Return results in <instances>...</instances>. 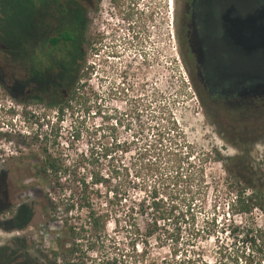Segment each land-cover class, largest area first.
Instances as JSON below:
<instances>
[{
    "label": "rangeland",
    "instance_id": "1",
    "mask_svg": "<svg viewBox=\"0 0 264 264\" xmlns=\"http://www.w3.org/2000/svg\"><path fill=\"white\" fill-rule=\"evenodd\" d=\"M81 1L86 14L82 72L87 76L78 78L80 82L75 81L73 88L84 86L76 92L83 94L85 105L57 121L55 110L47 108L56 96L47 95L45 89L39 96L33 93L24 78V65L19 64L21 48L17 45L25 49L30 24L26 19L43 21L42 0H0L2 23L8 22L4 13L8 9L3 10V6L10 3L12 17L16 15L12 22L16 46L8 54L0 49V108L12 107L14 112L7 115L17 114L12 122L10 116L6 118L10 122L0 131V247L5 248L0 264H59L49 252L60 253L68 243L63 222L66 219L68 225L76 227L85 216L75 211L64 214L65 201L70 193L74 200L77 191L72 187L65 192L52 190L40 172L48 155L66 170L69 179L72 174L85 179L91 208L107 217L96 250L88 254L92 263L87 264H159L169 261L173 252V261L185 258L196 264H218L222 249L230 243L225 227L229 222L241 225L249 221L230 216L235 189L226 173L237 177L238 187L263 191L264 141L258 140L251 147H229L207 130L188 81L172 62L169 65L167 53L161 54L156 81L147 83L150 96H141L138 81L129 84L137 92L132 97H136L139 125L145 132L134 136L137 124H127L125 118L131 94L124 93V0L119 10L107 0ZM95 4L97 11L92 15ZM24 8L22 21L19 17ZM94 37L96 43L92 42ZM175 59L178 61L177 56ZM39 97L42 101L37 102ZM171 123L179 133L176 146H182L181 152L188 147L191 154L193 169L185 170L184 166L183 172L196 182H191L184 194L183 182L178 188L159 186L160 196L169 195L182 209L179 236L176 243L169 238L149 241L145 255L140 257V243L135 242L133 250L129 244L132 233L124 228V213L132 203L145 198L140 183L150 187L154 178L144 170L135 171L133 157L143 136L150 137L147 130ZM160 170L161 166L157 173ZM57 176L62 177L61 172ZM93 176L103 183L93 186ZM250 219L258 227L264 225L257 210ZM137 224L144 228V219L138 218Z\"/></svg>",
    "mask_w": 264,
    "mask_h": 264
},
{
    "label": "flooded vegetation",
    "instance_id": "2",
    "mask_svg": "<svg viewBox=\"0 0 264 264\" xmlns=\"http://www.w3.org/2000/svg\"><path fill=\"white\" fill-rule=\"evenodd\" d=\"M73 1L43 6V21H28L25 49H20L26 84L38 96L44 89L56 96L53 102L63 100L86 74L85 3ZM261 9L264 0H124L128 100H136L130 87L136 81L141 96H150L147 83L156 81L161 54L167 53L169 65L188 81L207 130L229 147L264 141V56L255 51L247 58L225 37V20H240ZM96 11L95 4L91 14ZM66 33L72 36L67 42Z\"/></svg>",
    "mask_w": 264,
    "mask_h": 264
},
{
    "label": "trees",
    "instance_id": "3",
    "mask_svg": "<svg viewBox=\"0 0 264 264\" xmlns=\"http://www.w3.org/2000/svg\"><path fill=\"white\" fill-rule=\"evenodd\" d=\"M48 1L42 0V6ZM64 1L74 3L73 0ZM122 1L109 0V5L119 10ZM9 5L10 3L2 7L3 10L8 9L4 12L8 22L2 23L0 21V49L4 50L7 54L11 52V48L16 44L13 41L16 40V38L14 39L13 26V20H15L16 15L12 17L13 14H11V10L8 8ZM24 5L27 8V4ZM25 8L19 17L22 21ZM18 9L22 10L19 5ZM26 22L28 23V19H26ZM64 37L66 42L72 38L67 33ZM17 46L23 50L19 44ZM84 76L86 77V74ZM77 87L79 91L84 88L83 85ZM78 90L72 87L70 93L66 96L67 98L65 97L59 102H53L47 105V108L55 110L54 115L57 121H61L66 113L69 112L71 114L75 107H84L85 99L83 98V94L76 92ZM36 101L40 102V100ZM137 107V101L134 100L128 109L127 116H125L127 118V124H137V128L135 127L134 130V136L145 133L144 129L139 125L141 113L137 110ZM126 130L129 131L128 128ZM146 133L150 134V137L149 135L143 136L140 147L136 148L133 157L134 170L139 172L144 170L154 180L150 187H147L143 182L140 183L142 191L146 193L145 198L136 203H132L124 213V228L131 230L132 233V243L129 244L133 250L135 242L140 243V251L138 253L140 257L145 255L149 241L156 240L159 242L161 238L164 241L169 238L171 242L176 243L179 236L177 225L183 220L182 209H179L178 205L169 199V195H167V198L161 197L159 186L178 188L180 183L183 182L185 185V188L183 187L181 190L183 193L186 188H189L191 182H196L192 176L185 175V171L183 172L184 166L185 170L189 168L193 169V165L189 161L191 154L188 147L185 148V152H181L182 146L180 144L176 146L175 139L178 138L179 133H177L174 123L147 130ZM124 146L126 147L127 145L124 144ZM45 158L40 172L48 178L52 190L65 192L68 188L72 187L77 191L75 198H73L74 200H72L73 195L70 193L67 201H65L64 214L67 215L73 211L77 213L84 212L85 214L76 227L68 225L65 219L63 225L68 243L60 250V253L50 251L49 255L53 261L58 260L59 264H87L91 262L89 261L88 254L96 250L98 240H100V236H103L107 217L105 214L95 212L91 208L89 204L90 192L88 191L89 188L85 184L84 178H76L72 174L73 177L69 179L66 176V170L61 169L54 159L49 155ZM216 158H219L218 155ZM160 166L161 170L157 173ZM59 172H61L62 177L57 176ZM124 172L126 173L125 168ZM226 175L230 184L235 189L229 209L230 216L246 217L249 221L241 225H235L229 222L225 227L224 231L230 243L229 247L222 249V255L221 251H219L221 260L218 264H264V225L258 227L250 219L252 212L257 210L264 223V190H254L251 186L238 187L237 177L229 172ZM92 178H94L91 182L93 186L103 183L102 179L98 177L93 176ZM60 179H62L61 182ZM247 190L248 194L246 193ZM138 218L144 219L145 221V226L142 229L137 224ZM4 249L1 248L0 253ZM174 258L175 252L172 253L169 261L162 260L159 264H196L195 261L190 259L178 258L176 261H173ZM97 264L103 263L98 261Z\"/></svg>",
    "mask_w": 264,
    "mask_h": 264
},
{
    "label": "water",
    "instance_id": "4",
    "mask_svg": "<svg viewBox=\"0 0 264 264\" xmlns=\"http://www.w3.org/2000/svg\"><path fill=\"white\" fill-rule=\"evenodd\" d=\"M225 37L247 58L255 51L264 56V9L240 20H225Z\"/></svg>",
    "mask_w": 264,
    "mask_h": 264
},
{
    "label": "built area",
    "instance_id": "5",
    "mask_svg": "<svg viewBox=\"0 0 264 264\" xmlns=\"http://www.w3.org/2000/svg\"><path fill=\"white\" fill-rule=\"evenodd\" d=\"M14 112L13 111V108L12 107H6L5 109L4 108H0V131L2 130V128H6L7 127V124L8 122H12V119L14 117L15 120H17V114L16 115H9L10 116V121H6L5 119L6 118H9V116L7 115V112Z\"/></svg>",
    "mask_w": 264,
    "mask_h": 264
},
{
    "label": "clouds",
    "instance_id": "6",
    "mask_svg": "<svg viewBox=\"0 0 264 264\" xmlns=\"http://www.w3.org/2000/svg\"><path fill=\"white\" fill-rule=\"evenodd\" d=\"M12 112V111H11ZM10 113V112H7V114Z\"/></svg>",
    "mask_w": 264,
    "mask_h": 264
}]
</instances>
